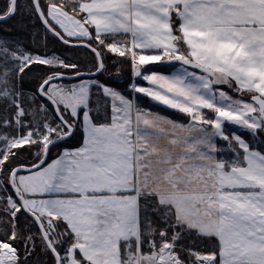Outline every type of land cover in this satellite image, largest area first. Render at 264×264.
<instances>
[{
    "label": "snow or ice",
    "instance_id": "6c2138e0",
    "mask_svg": "<svg viewBox=\"0 0 264 264\" xmlns=\"http://www.w3.org/2000/svg\"><path fill=\"white\" fill-rule=\"evenodd\" d=\"M18 16L0 27V264H264V0H4L0 26ZM32 19L92 68L34 52ZM107 54L148 87L100 79Z\"/></svg>",
    "mask_w": 264,
    "mask_h": 264
},
{
    "label": "trees",
    "instance_id": "16d2710c",
    "mask_svg": "<svg viewBox=\"0 0 264 264\" xmlns=\"http://www.w3.org/2000/svg\"><path fill=\"white\" fill-rule=\"evenodd\" d=\"M3 3H4V0L3 1L0 0V5H2ZM19 19L20 17L18 16L15 20L8 21L7 25H2L0 27L7 28L10 26H16ZM26 22L29 25L34 24L35 27L31 28V31L28 34L21 36V39L24 40V42L27 43L34 52H39L41 54L48 53L49 55L56 54L60 56L61 58L66 59L67 61L78 63L80 65V70L84 72H86L91 67L90 61L92 60L93 55L90 53L89 50L84 49V48H68L62 45L58 40H56L54 37H51L50 35L48 36L47 41L45 42L42 39L45 33H44L43 27L40 24V22L35 19L27 20ZM33 32L39 33V35L35 37L34 42H33V37L31 35V33ZM122 59L123 58H119L113 55L112 57H105L108 71L104 73L103 75L99 74L98 76L102 80H109L113 85H118L119 86L118 90L122 91L125 95H127L129 92V85L131 83V80H130L131 66H130V63L128 62H125L123 64L117 63L119 60H122ZM114 63H117V67L115 68L113 67ZM117 68L119 69V74H117ZM148 69L152 71L163 72L164 74H169L170 71L172 70L171 68H166V67H148ZM68 72L70 74L71 70H68ZM75 82L77 81L64 82V83H75ZM135 99L139 105L140 98L137 100V97H135ZM104 103H109V101H104ZM149 110L155 113H160L162 116H166L170 119L182 121L181 119H178V115L176 117L174 113L171 114L170 111L163 109L159 106H156L154 104H150ZM79 142H80L79 138H74L71 141V143L74 145H78ZM54 155H55V150H53V158H54Z\"/></svg>",
    "mask_w": 264,
    "mask_h": 264
},
{
    "label": "rangeland",
    "instance_id": "374dc122",
    "mask_svg": "<svg viewBox=\"0 0 264 264\" xmlns=\"http://www.w3.org/2000/svg\"><path fill=\"white\" fill-rule=\"evenodd\" d=\"M2 1H3V0H2ZM112 55L115 56L114 54H108L106 57H112ZM116 57H117V56H116ZM63 59H64V58H63ZM92 60H93V57H92ZM92 60H91V61H92ZM90 68H92V64H91V67H90ZM93 70H94V69H93ZM130 70H131V68H130ZM133 79H135V82L138 80V83H137L138 85H140V86H141V85H142V86L145 85L142 81H139V78H133L132 70H131V78H130L131 83L133 82ZM140 80H141V78H140ZM129 91H130V88H129ZM133 95H134V97H137V100L140 98V100H139V106H140L141 108L150 111L149 108H150V104H152V103H150L149 100H146L147 98L145 97L144 94H142V93H133L132 96H133ZM154 105L159 106V107H161V108H164V109L170 111L171 114L174 113L176 117H177V115H178V119H181V120L183 121V122H182V121L178 120L179 122H182V123H186V122H187V117H185L183 114H180V113L176 112L175 110L168 109L166 106L161 105V104H159L158 102H157V103L155 102ZM152 112H153V111H152ZM158 114H160V113H158ZM174 114H173V115H174ZM160 115H161V114H160ZM225 132H226V134H232V133H235V134H237V135H240L241 138L245 139V140L248 141L249 143H252V142H253V141H252V137L250 136V134L248 133V131H247L246 129H243V128H240V127H237V126H233V125H229V126H227V127L225 128ZM220 144H221L222 146H224L225 142L220 141ZM233 155H234V154L231 153V152H226L225 155H224V158H225V159H229V158H231Z\"/></svg>",
    "mask_w": 264,
    "mask_h": 264
},
{
    "label": "crops",
    "instance_id": "0c3cea01",
    "mask_svg": "<svg viewBox=\"0 0 264 264\" xmlns=\"http://www.w3.org/2000/svg\"><path fill=\"white\" fill-rule=\"evenodd\" d=\"M146 68H148V67H166V68H171L172 69V67H171V64H158V65H148V66H145ZM173 70V69H172ZM170 74V73H169ZM139 81H142L145 85H143L144 87H148V82L147 81H144V80H140V78H139ZM138 82V80L136 81V83ZM140 86V85H139ZM142 86V85H141ZM149 101H150V103H152V104H155V101H153L150 97H148V96H145ZM133 98H135L134 97V95H133ZM157 103V102H156ZM109 104H110V101H109ZM164 109V108H163Z\"/></svg>",
    "mask_w": 264,
    "mask_h": 264
},
{
    "label": "water",
    "instance_id": "95a60500",
    "mask_svg": "<svg viewBox=\"0 0 264 264\" xmlns=\"http://www.w3.org/2000/svg\"><path fill=\"white\" fill-rule=\"evenodd\" d=\"M62 44V43H61ZM63 45V44H62ZM65 46V45H64ZM66 47H68V48H83V47H70V46H66ZM85 49V48H84ZM99 74H97V76H98ZM84 78H86V79H88V78H92V77H84ZM73 81H75V80H72V81H68V80H65L64 82H73ZM237 127H239V126H237Z\"/></svg>",
    "mask_w": 264,
    "mask_h": 264
}]
</instances>
